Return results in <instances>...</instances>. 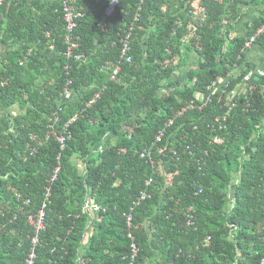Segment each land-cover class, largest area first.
Returning a JSON list of instances; mask_svg holds the SVG:
<instances>
[{"label":"trees","instance_id":"1","mask_svg":"<svg viewBox=\"0 0 264 264\" xmlns=\"http://www.w3.org/2000/svg\"><path fill=\"white\" fill-rule=\"evenodd\" d=\"M64 1L0 3V264H264V0Z\"/></svg>","mask_w":264,"mask_h":264},{"label":"built area","instance_id":"2","mask_svg":"<svg viewBox=\"0 0 264 264\" xmlns=\"http://www.w3.org/2000/svg\"><path fill=\"white\" fill-rule=\"evenodd\" d=\"M3 0H0V3L2 2ZM63 13H64V20L66 21V24H67V32L71 34V32L73 31V29L75 28V19L76 18H79L81 17V13L78 12L70 3H69V0H65L63 2ZM113 11V8L111 7H108L107 8V15L111 14V12ZM264 34V25L262 27H260L257 31H256V34L254 36H252L244 45L243 47V51H247L250 49V47L252 45L255 44L256 42V38L260 35ZM129 32L126 33V36L124 37V39H122V51H121V60L122 61H126L127 63H130L132 58L128 55V53L130 52L131 50V47L129 45V42H128V39H129ZM65 43L66 44H69L70 47H69V51H68V55L71 54V48L73 47V44L71 42V37L68 36L66 39H65ZM76 59H79L78 57H76ZM121 61L118 62V65L116 67V69L114 70L113 72V75L115 76L119 69H120V66H119V63ZM262 74V73H261ZM259 73V75H261ZM248 79V78H247ZM64 96L66 99H69L70 97V92L67 90V88H65V91H64ZM90 104V103H89ZM229 106H233V103H229L228 104ZM55 121H57V118L54 119ZM66 141V138L64 136L62 137H58V142L61 144V148L64 147V143ZM146 153V152H145ZM148 154V153H146ZM145 154H141V157H144ZM148 183V182H147ZM146 197V194L145 193H142L141 196L138 198V202L145 199ZM87 208V205L86 207ZM90 209H92L93 211H97L98 208L97 206L95 205H92L90 206ZM43 211L41 210L37 216V220H34L32 221V224L34 225V236L31 238V243H32V249L25 261V264H35V258H36V254H35V246L36 244L38 243V233L39 231L43 228ZM127 224L130 225L131 224V216L130 215H127ZM130 236V235H129ZM209 242V238H206L205 240V243L208 244ZM137 248L136 246L133 244L132 245V258H134L137 254Z\"/></svg>","mask_w":264,"mask_h":264},{"label":"crops","instance_id":"3","mask_svg":"<svg viewBox=\"0 0 264 264\" xmlns=\"http://www.w3.org/2000/svg\"><path fill=\"white\" fill-rule=\"evenodd\" d=\"M261 8L259 7H250V8H243L245 12H247V16L245 20H253L256 18L259 14V10ZM249 10V11H248ZM243 22H241V29L244 27ZM194 63H191L192 65ZM250 67L254 73L261 74L262 70H264V49H262L259 45H252L249 50L246 52L245 61L244 63L237 67V69L234 71V75H239L242 71L245 70L246 67ZM223 84V79L217 83L216 86L218 88ZM240 90L244 89V86H240Z\"/></svg>","mask_w":264,"mask_h":264},{"label":"water","instance_id":"4","mask_svg":"<svg viewBox=\"0 0 264 264\" xmlns=\"http://www.w3.org/2000/svg\"><path fill=\"white\" fill-rule=\"evenodd\" d=\"M91 224V223H90Z\"/></svg>","mask_w":264,"mask_h":264}]
</instances>
